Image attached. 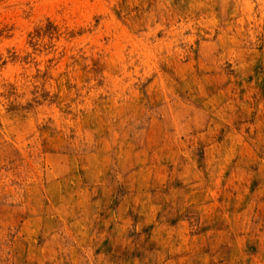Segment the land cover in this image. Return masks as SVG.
<instances>
[{"label": "rangeland", "instance_id": "374dc122", "mask_svg": "<svg viewBox=\"0 0 264 264\" xmlns=\"http://www.w3.org/2000/svg\"><path fill=\"white\" fill-rule=\"evenodd\" d=\"M0 264H264V0H0Z\"/></svg>", "mask_w": 264, "mask_h": 264}]
</instances>
